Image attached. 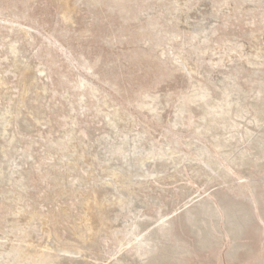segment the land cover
Segmentation results:
<instances>
[{"label":"rangeland","instance_id":"obj_1","mask_svg":"<svg viewBox=\"0 0 264 264\" xmlns=\"http://www.w3.org/2000/svg\"><path fill=\"white\" fill-rule=\"evenodd\" d=\"M0 264H264V0H0Z\"/></svg>","mask_w":264,"mask_h":264}]
</instances>
